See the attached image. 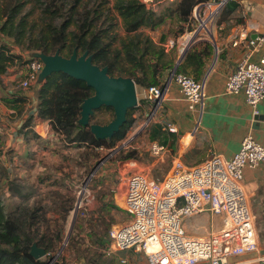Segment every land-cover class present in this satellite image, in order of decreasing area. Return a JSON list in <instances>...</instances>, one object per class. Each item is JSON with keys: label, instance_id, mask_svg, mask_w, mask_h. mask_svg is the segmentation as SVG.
Segmentation results:
<instances>
[{"label": "trees", "instance_id": "obj_1", "mask_svg": "<svg viewBox=\"0 0 264 264\" xmlns=\"http://www.w3.org/2000/svg\"><path fill=\"white\" fill-rule=\"evenodd\" d=\"M205 1L208 0H176L172 8L157 13L141 0H0V87L13 67L28 62L23 54L59 53L70 58L74 51L79 55L89 52L93 63L108 67L112 77L131 78L144 89L160 85L164 73L175 68L174 51L167 52L164 48L167 35L155 42L150 32L171 19L180 27L175 38L182 36L191 29L195 7ZM237 9L238 4L231 0L218 22ZM119 22L124 36L118 33ZM176 72L182 73L179 65ZM94 94L86 82L54 73L39 86L38 117L49 121L53 130L75 148L95 149L107 143L113 148L133 128L136 119L132 114L138 107L128 111L126 123L113 138L98 140L88 126L79 123L83 102ZM30 122L31 119L26 127ZM148 132L150 140L155 141L164 131L153 124ZM23 134L26 140H38L28 131ZM3 179L8 182L11 197L20 202L8 211L0 197V264H45L30 255L32 246L37 244L51 256L61 241V233L51 230L44 208L32 203L36 192L11 182L9 171L0 164V181ZM43 223L45 227L40 232ZM91 242L94 246L95 242Z\"/></svg>", "mask_w": 264, "mask_h": 264}, {"label": "built area", "instance_id": "obj_2", "mask_svg": "<svg viewBox=\"0 0 264 264\" xmlns=\"http://www.w3.org/2000/svg\"><path fill=\"white\" fill-rule=\"evenodd\" d=\"M230 1L208 0L197 5L193 11L196 24L186 34V40L179 45L171 39L164 44L165 50L170 51L179 45L183 54L200 39L212 40L213 29ZM233 43L235 46L243 45L246 53L228 77L225 92L228 95L244 94L254 118H257L259 105L264 101V56L259 62H254L252 55L264 46V34L252 38L246 31H241ZM43 68L44 63L40 59H29L20 87L30 89L37 85ZM206 81L207 77L199 81L172 71L167 82L146 89L143 103L148 116L144 128L155 123L171 83L179 88L189 110L201 116L206 100ZM163 127L171 134L178 133L173 124L167 123ZM150 153L161 161L171 158L167 146L158 142L150 144ZM4 154L5 151L0 152V159ZM263 162L264 147L249 133L239 151L230 159L211 155L190 168L175 159L163 180L138 171L129 173L123 205H120L129 220L110 231L111 251L144 253L148 264H231L232 259L258 252L243 178L246 168H256ZM78 208H81V203ZM207 213L222 217V228L206 236L190 235L185 230V222ZM260 261L264 264V257Z\"/></svg>", "mask_w": 264, "mask_h": 264}, {"label": "crops", "instance_id": "obj_3", "mask_svg": "<svg viewBox=\"0 0 264 264\" xmlns=\"http://www.w3.org/2000/svg\"><path fill=\"white\" fill-rule=\"evenodd\" d=\"M235 3L238 4V9L224 17L220 23L217 22L212 40L200 39L182 54L179 45L186 40V35L175 39L179 45L172 49V55L176 65H179L180 72L199 81L207 77V81L205 106L201 116L189 110L187 101L175 83L170 84L164 97L163 108L154 123L160 125L164 132L160 139L150 140V144L158 142L167 146L171 163L176 159L190 168L201 164L211 155L230 159L239 151L243 139L249 133L264 147V101L259 105V116L254 118L244 94L228 95L225 92L228 77L236 70L246 53L243 45H234L235 36L241 31H246L252 38L264 34V0H235ZM162 27L150 32L155 42H158L162 35H167ZM158 31H161L159 36H154ZM171 39L172 37L167 36L166 42ZM23 56L25 60L32 58L31 54L27 53ZM263 56L264 46L253 53L252 60L259 62ZM172 71L173 69L164 73L162 82L169 80ZM25 73L26 64L13 67L5 78L4 85L0 87V132H3L1 135L5 140L6 149L19 157H26L32 152H48L54 149V143L68 146L69 149L75 148L74 144L67 143L64 136L53 130L49 121L38 117V90L41 84L22 89L20 83L25 78ZM142 90L145 95L146 89ZM144 111L145 117L148 116L146 109ZM30 119V125L26 127ZM167 123L176 126L178 133L171 134L164 130L163 125ZM23 131L35 134L38 140H26ZM83 148L85 147L80 149ZM6 166L10 172L9 163ZM243 182L259 251L253 253L251 258L230 263L262 264L260 259L264 257V162L256 168H246ZM222 225V217L207 213L187 220L184 227L190 235L206 236L219 231ZM116 253L119 258H123L121 261L124 264H141L139 259L146 257L144 253L134 250ZM72 264H92V261L78 258Z\"/></svg>", "mask_w": 264, "mask_h": 264}, {"label": "rangeland", "instance_id": "obj_4", "mask_svg": "<svg viewBox=\"0 0 264 264\" xmlns=\"http://www.w3.org/2000/svg\"><path fill=\"white\" fill-rule=\"evenodd\" d=\"M141 1L157 13L172 8L175 2ZM195 24L193 12L191 29L183 35L190 32ZM162 28L167 36L176 39L180 27L175 20L167 19ZM117 29L119 35L124 36L120 22ZM159 32H155L154 36H159ZM142 89L136 86L140 104L132 114L136 122L125 138L113 148H109L107 143L95 149H69L68 146L54 143V149L48 152H32L29 156L19 157L6 150L3 138L0 151H5V154L0 159L1 166L6 169L9 163L11 182L36 192L32 203L44 208L51 230L61 233V241L53 254L41 259L45 264H72L78 258L92 261V264H124L121 261L123 258L111 251L109 233L113 227L129 220L127 213L120 207L123 205L126 179L129 173L138 171L163 180L172 166L170 159L161 162L150 153L148 131L154 123L144 128L146 107ZM114 118V110L103 107L95 114L92 123L107 125ZM130 155V159L127 158ZM0 197L4 199L8 211L16 208L20 202L18 198L11 197L6 179L0 181ZM79 203L81 208L77 206ZM43 227L44 223L40 232ZM91 241L95 242L94 246ZM139 263L147 264L146 257L139 259Z\"/></svg>", "mask_w": 264, "mask_h": 264}, {"label": "water", "instance_id": "obj_5", "mask_svg": "<svg viewBox=\"0 0 264 264\" xmlns=\"http://www.w3.org/2000/svg\"><path fill=\"white\" fill-rule=\"evenodd\" d=\"M32 58L40 59L44 63V68L40 73L38 85L54 73H64L74 79L81 80L93 88L94 96L87 98L81 106V118L79 123L88 126L91 133L98 140L111 139L119 133L127 121L128 111L138 106V96L136 84L133 79L125 77H112L109 75L108 67L101 68L93 63V57L89 52L79 55L74 51L70 58H64L59 53L55 55H45L43 53H33ZM178 64L173 69L177 70ZM109 107L114 110L115 118L107 125L93 124L91 118L94 113L103 108ZM30 255L40 260L47 256L46 250L37 244L32 246ZM254 254H249L240 258H235L234 262L251 258Z\"/></svg>", "mask_w": 264, "mask_h": 264}, {"label": "bare ground", "instance_id": "obj_6", "mask_svg": "<svg viewBox=\"0 0 264 264\" xmlns=\"http://www.w3.org/2000/svg\"><path fill=\"white\" fill-rule=\"evenodd\" d=\"M122 150V149H121ZM78 206V205H77Z\"/></svg>", "mask_w": 264, "mask_h": 264}]
</instances>
